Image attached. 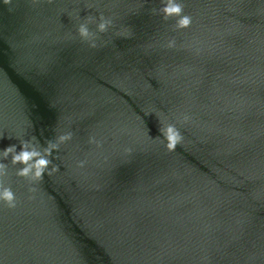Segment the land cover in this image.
I'll use <instances>...</instances> for the list:
<instances>
[{"label": "water", "instance_id": "1", "mask_svg": "<svg viewBox=\"0 0 264 264\" xmlns=\"http://www.w3.org/2000/svg\"><path fill=\"white\" fill-rule=\"evenodd\" d=\"M176 2L186 28L161 0L0 2V149L72 132L51 176L9 164L3 264H264V0ZM101 12L90 48L76 14Z\"/></svg>", "mask_w": 264, "mask_h": 264}, {"label": "clouds", "instance_id": "2", "mask_svg": "<svg viewBox=\"0 0 264 264\" xmlns=\"http://www.w3.org/2000/svg\"><path fill=\"white\" fill-rule=\"evenodd\" d=\"M0 2L9 4L11 0H0ZM158 11L165 19L170 16L178 17L176 21L177 28H186L190 25L191 18L182 14V7L176 0H161V7ZM76 19L78 21L76 32L82 41L87 42L90 48L97 47L98 34L106 33L115 26L113 18L106 16L102 12L98 16L88 15L83 19L77 13ZM91 24H95V30L90 28ZM118 35L121 37H130L131 33L127 28H122L118 30ZM174 46V39L167 42V47L171 48ZM178 120L187 122L190 120V116L183 114L181 117H178ZM159 132L160 135L158 138L168 151L175 150L183 140V136L176 124L168 122L162 113L160 114ZM2 138L3 136H0V139ZM17 139L19 140V150L17 144H9L0 149V207L7 206L8 208H15L17 204L16 194L11 186L5 184L3 180V177L7 174L9 164L12 166L20 165V167L15 169V174L33 182L41 181L45 173L51 176L59 170V166L53 163L54 151L59 152L60 146L72 139V132H60L54 139H47L44 145L40 143L35 135H32L28 139ZM89 142L96 143L98 146L100 144L95 137H90ZM125 152L130 154L132 149L126 148ZM84 164L85 161L78 162L79 167H83ZM29 190L34 192L36 189L30 188ZM0 264H3L2 258H0Z\"/></svg>", "mask_w": 264, "mask_h": 264}]
</instances>
